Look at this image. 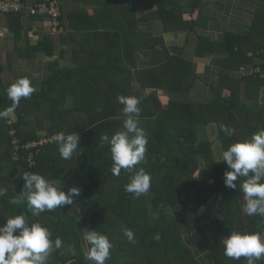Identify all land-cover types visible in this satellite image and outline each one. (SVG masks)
I'll use <instances>...</instances> for the list:
<instances>
[{
    "label": "trees",
    "instance_id": "trees-1",
    "mask_svg": "<svg viewBox=\"0 0 264 264\" xmlns=\"http://www.w3.org/2000/svg\"><path fill=\"white\" fill-rule=\"evenodd\" d=\"M150 1L155 11L147 17L159 21L165 34L192 35L198 60L216 56L217 81L210 87V101L187 99L199 80L193 60L183 56L184 49L171 53L163 39L154 37L146 26L140 31L134 1L128 0L125 7L106 8L113 14L110 17L121 14L130 24L112 34L122 47L113 70L108 71L109 59L98 64L92 53L79 62L74 60L72 69L51 62L49 75L39 88L31 83L32 95L21 98L9 117L0 118V183L4 184L0 224L22 214L28 224L46 227L53 242L59 238L62 245L50 252L46 264H88L83 241L86 229L111 242L105 264H246L244 257H226L220 238L239 232L258 233L264 240V216L242 211L245 201L240 185L246 178L238 177L236 190L225 187L223 173L229 169L221 159L229 145L264 129V99L260 101L264 95V0H240L250 9L248 22L239 31L232 26L223 33L221 21L210 16V0ZM238 5L228 1L224 14ZM147 17L144 22L150 21ZM146 50L152 52L151 65L131 71L137 68L135 51ZM34 51L52 56L54 43L46 38ZM241 67H258L260 72L240 76ZM3 72L0 65V111L12 104L6 89L21 78L7 84ZM133 81L139 84L137 91L131 87ZM118 96L140 100V127L148 143L144 161L135 167L150 175L151 187L139 197L125 192L130 174L123 169L119 176L113 174L109 146L101 142L102 136L123 130L126 117ZM8 118H12L9 123ZM212 125L220 149L216 160L213 142L200 137L198 131ZM222 125L234 129L233 135L221 131ZM61 132L80 137L79 148L67 160L61 158L57 140L48 141ZM28 143H37L28 150L30 157L24 150ZM24 171L42 175L65 192L76 187L80 195L74 197L73 205L33 215L25 202L13 203L21 200ZM106 218L113 222H105ZM238 221H243L244 232L237 230ZM124 229L133 232L134 242L128 241ZM199 248L203 256H197ZM124 252L130 257L127 262L119 259ZM256 264H264V257Z\"/></svg>",
    "mask_w": 264,
    "mask_h": 264
},
{
    "label": "clouds",
    "instance_id": "clouds-1",
    "mask_svg": "<svg viewBox=\"0 0 264 264\" xmlns=\"http://www.w3.org/2000/svg\"><path fill=\"white\" fill-rule=\"evenodd\" d=\"M34 91L27 77H21L9 85L6 94L12 104L0 111V118L13 114L21 98H29ZM117 100L123 105L121 111L126 117L123 130L115 132L111 137L102 136L101 142H107L109 146L113 174L119 176L122 169L130 174L125 192L139 197L147 194L151 187L150 175L143 168L135 167L144 161L148 143L144 129L139 126L140 100L135 96H118ZM221 131L232 136L235 130L222 125ZM56 140L62 159L72 158L79 148L80 137L75 132L67 135L57 133ZM221 159L229 169L223 173L225 187L236 190L238 177L246 178L240 185L245 201L242 211L248 216H264V183H261L264 180V129L254 133L250 139L229 145L227 150L222 151ZM20 178L24 181L21 200H13V203L25 202L36 216L65 205H73L74 197L80 195V189L76 187L65 192L42 175L31 171L22 172ZM123 231L128 241L134 242L133 232L129 229ZM51 235L40 223L28 224L22 214L7 218L0 224V264H46L50 252L62 245L59 238L53 242ZM83 241L87 249L84 252L85 259L93 264H105L110 258L112 244L107 236L86 229ZM220 244L226 257L237 260L244 257L246 264H256L264 257V240L258 233L231 232L220 238Z\"/></svg>",
    "mask_w": 264,
    "mask_h": 264
},
{
    "label": "crops",
    "instance_id": "crops-1",
    "mask_svg": "<svg viewBox=\"0 0 264 264\" xmlns=\"http://www.w3.org/2000/svg\"><path fill=\"white\" fill-rule=\"evenodd\" d=\"M28 3H34L41 0H24ZM61 6L62 21L65 31L59 36H52L47 28L45 19L42 17H31L28 14H21L19 17L14 15L0 14V65L3 66L4 72L2 77L5 83H12L18 77H27L30 82L39 88L40 83L49 75V63L56 62L58 68L72 69L76 63L84 56L89 58L91 53L99 64L109 59L108 71L114 69L117 59L122 51L121 43L118 39L112 37L114 31L130 25L126 18L110 17L106 8L115 9L125 7L128 0H115L114 7L111 5L112 0H57ZM135 5V16L139 18L137 22L138 29L142 31L144 26L152 32L154 37L162 38L165 47L171 52L184 49V57L192 59L196 67V74L199 78L187 94V99L191 102H206L211 99L210 87L215 85L217 76V67L214 65L216 56L206 55L205 58L197 59L194 55L195 40L192 35L186 32L165 34L162 24L159 21H153L147 16L155 11V6L150 0H133ZM230 0H210V8L216 11L210 12V16L217 17L221 21L220 32L229 29L228 24L231 22L232 10L230 14H224L227 3ZM235 6L240 5V9L247 12V17L238 19L235 27L239 31L240 27L248 22L250 9L245 7L243 1L231 0ZM238 8V7H237ZM245 8V9H244ZM105 11H108L105 15ZM113 11V10H112ZM109 14V15H108ZM150 21H143V17ZM184 16L185 19H190ZM71 17V18H70ZM194 14L193 18H196ZM70 18V23H69ZM232 24V23H231ZM136 25V24H135ZM228 26V27H227ZM233 26V25H232ZM216 33V31H213ZM94 34V35H93ZM98 34V35H95ZM50 38L54 43V52L52 56H46L34 51V47L44 39ZM187 41L188 49L179 43ZM121 42V41H120ZM136 46V40L134 41ZM186 44V43H185ZM184 44V45H185ZM181 46V47H180ZM138 60L137 68L131 69L143 70L151 65L152 52L149 50L143 53H134ZM85 58V57H84ZM198 72L197 69H201ZM93 72V71H92ZM131 87L137 91L139 84L133 81ZM225 94H227L225 92ZM243 99V97H242ZM261 98V102H263ZM72 100L69 98L67 105H71ZM9 117V116H8ZM215 127L212 125L206 128H199V134L213 142L214 152L218 155L220 149L215 141ZM204 251L197 250V256H203Z\"/></svg>",
    "mask_w": 264,
    "mask_h": 264
},
{
    "label": "built area",
    "instance_id": "built-area-1",
    "mask_svg": "<svg viewBox=\"0 0 264 264\" xmlns=\"http://www.w3.org/2000/svg\"><path fill=\"white\" fill-rule=\"evenodd\" d=\"M0 14H28L31 17H42L45 19L49 33L52 36H59L64 32V27L61 22V6L57 0H41L34 3H28L24 0H0ZM260 72L258 67L256 68H246L241 67L238 71L240 76L251 75ZM264 76V71L262 73ZM57 136L49 138L48 141H56ZM15 140L13 143L15 144ZM47 142V140L45 141ZM42 142H40L41 144ZM37 143H28L25 145L24 150H26L27 155L30 157L31 153L29 149L35 147ZM32 159L29 158V161Z\"/></svg>",
    "mask_w": 264,
    "mask_h": 264
},
{
    "label": "rangeland",
    "instance_id": "rangeland-1",
    "mask_svg": "<svg viewBox=\"0 0 264 264\" xmlns=\"http://www.w3.org/2000/svg\"><path fill=\"white\" fill-rule=\"evenodd\" d=\"M238 8H235V10L233 11L232 10V17H231V23L230 24H228V26H231L232 27V25L233 26H235V23L236 24H238V19H240V18H243V17H247L248 15H247V12L246 11H244L243 9H240L241 7H240V5H238L237 6ZM214 9L213 8H210V12H212ZM214 11H216V10H214ZM186 17H189L188 15L186 16ZM227 26V27H228ZM235 31V30H234ZM186 43V44H185ZM180 45H183L185 48H187L188 49V46H187V41L185 40V41H182V42H180L179 43ZM185 44V45H184ZM181 47V46H180ZM176 51H178L177 49H176ZM175 52V51H174ZM202 68H203V66L201 67V69H197L198 70V72H201V70H202ZM10 121H12V118H8V123L10 122ZM139 126H142V123H140L139 124ZM43 128V124H42V126H40L39 127V129H42ZM41 134V133H40ZM200 137H201V135H200ZM203 137V136H202ZM200 139H202V138H200ZM212 150H213V152H214V149H213V147H212ZM214 159L216 160L217 159V154L214 152ZM214 159H213V161H214ZM14 160H16V157H14ZM212 162V161H211ZM211 166H212V164H210ZM213 172V168L210 170V173H212ZM197 177H198V175H197ZM4 187V184L3 183H0V193H1V191L3 190L2 188ZM19 196V195H18ZM105 222H107V223H110V222H113L112 220H110L109 218H106L105 219ZM244 224H243V221L241 222V221H238L237 223H236V227H237V230L238 231H240V232H244V226H243ZM240 227H241V230H240ZM119 259H120V261H122V262H127V261H129L130 260V257H129V255L127 254V253H121L120 255H119ZM201 259V258H200ZM202 262V264H204V262L203 261H201ZM88 264H93V262L92 261H89L88 260Z\"/></svg>",
    "mask_w": 264,
    "mask_h": 264
}]
</instances>
